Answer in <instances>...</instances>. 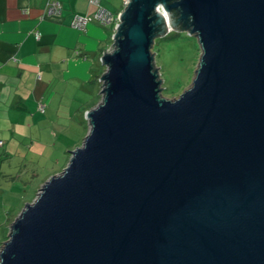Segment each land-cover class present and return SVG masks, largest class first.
Returning <instances> with one entry per match:
<instances>
[{
    "label": "water",
    "instance_id": "1",
    "mask_svg": "<svg viewBox=\"0 0 264 264\" xmlns=\"http://www.w3.org/2000/svg\"><path fill=\"white\" fill-rule=\"evenodd\" d=\"M168 23L201 48L175 98L151 53ZM112 40L87 134L0 264H264V0H128Z\"/></svg>",
    "mask_w": 264,
    "mask_h": 264
},
{
    "label": "crops",
    "instance_id": "2",
    "mask_svg": "<svg viewBox=\"0 0 264 264\" xmlns=\"http://www.w3.org/2000/svg\"><path fill=\"white\" fill-rule=\"evenodd\" d=\"M57 1L60 13L48 16V0H0V247L40 188L31 163L53 148V138L67 142L68 131L82 129L83 114L101 99L104 69L96 67H105L100 56L112 26L94 18L90 0ZM101 5L117 13L122 1ZM75 16L91 20L82 30L72 25ZM91 93L92 104L85 98Z\"/></svg>",
    "mask_w": 264,
    "mask_h": 264
},
{
    "label": "rangeland",
    "instance_id": "3",
    "mask_svg": "<svg viewBox=\"0 0 264 264\" xmlns=\"http://www.w3.org/2000/svg\"><path fill=\"white\" fill-rule=\"evenodd\" d=\"M116 2L120 3V0H116ZM119 8L122 10L123 6L121 5ZM167 25L168 30L165 34L162 36L157 35L153 38L151 53L157 54L156 69L161 81V94L166 98H175L191 83L200 62L201 48L197 36L189 33V29L181 31L169 23ZM108 43V47H110L112 41H109V37L104 41L103 46H106ZM96 68L98 71L105 69L102 66H97ZM92 95L93 93L85 94V98L89 99L88 102L90 104L95 101V96L92 99ZM83 116L85 124L82 129L79 127L68 131L67 142L65 140L62 141V139L53 138V148L47 149L45 156L31 163L36 164L35 170H37V175L40 176V178L35 179L34 184L40 183L48 175L47 178L59 173L66 166L71 150L81 144L88 132V119L86 118V114H83ZM79 130L81 131L78 133L77 131ZM72 135L74 136L71 138L70 136ZM13 214H15V210L10 212L9 216L11 217Z\"/></svg>",
    "mask_w": 264,
    "mask_h": 264
},
{
    "label": "built area",
    "instance_id": "4",
    "mask_svg": "<svg viewBox=\"0 0 264 264\" xmlns=\"http://www.w3.org/2000/svg\"><path fill=\"white\" fill-rule=\"evenodd\" d=\"M102 0H90V3L97 6L96 12L94 13V18L99 21L103 25H111L112 33H114L115 27L119 22L120 12L114 13L101 5ZM122 6L124 7L128 0H121ZM47 15L48 16H56L60 13L61 6L57 0H48L47 4ZM91 20L90 16H75L72 25L78 29H85L87 23ZM112 40V35H111ZM113 42V40H112ZM39 108L43 110V105H39ZM2 141L0 140V145Z\"/></svg>",
    "mask_w": 264,
    "mask_h": 264
},
{
    "label": "trees",
    "instance_id": "5",
    "mask_svg": "<svg viewBox=\"0 0 264 264\" xmlns=\"http://www.w3.org/2000/svg\"><path fill=\"white\" fill-rule=\"evenodd\" d=\"M111 41H112V40H111ZM99 76H100V74H99ZM99 76H98V77H99ZM99 83H100V82H99ZM48 176H49V175H48ZM48 176H47V177H48ZM47 177H46V178H47ZM46 178H45V179H46ZM45 179L41 180V182L43 183V182L45 181ZM39 185H40V184H37L36 188L39 187ZM38 189H39V188H38Z\"/></svg>",
    "mask_w": 264,
    "mask_h": 264
},
{
    "label": "bare ground",
    "instance_id": "6",
    "mask_svg": "<svg viewBox=\"0 0 264 264\" xmlns=\"http://www.w3.org/2000/svg\"><path fill=\"white\" fill-rule=\"evenodd\" d=\"M163 14H164V16H166V13L165 12H163ZM166 17H168V16H166ZM169 18H167V20H168ZM170 21V20H169Z\"/></svg>",
    "mask_w": 264,
    "mask_h": 264
}]
</instances>
